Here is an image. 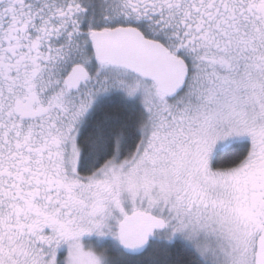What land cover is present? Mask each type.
<instances>
[{"label":"snow or ice","instance_id":"snow-or-ice-1","mask_svg":"<svg viewBox=\"0 0 264 264\" xmlns=\"http://www.w3.org/2000/svg\"><path fill=\"white\" fill-rule=\"evenodd\" d=\"M0 264H264V0H0Z\"/></svg>","mask_w":264,"mask_h":264}]
</instances>
